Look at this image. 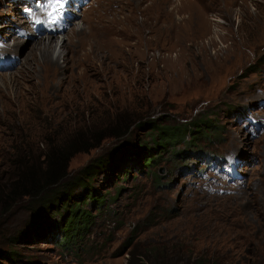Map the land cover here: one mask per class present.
I'll use <instances>...</instances> for the list:
<instances>
[{"label": "rangeland", "instance_id": "rangeland-1", "mask_svg": "<svg viewBox=\"0 0 264 264\" xmlns=\"http://www.w3.org/2000/svg\"><path fill=\"white\" fill-rule=\"evenodd\" d=\"M65 1L62 12L67 15L87 0ZM116 1L91 0L59 31L53 24L60 20L44 4L30 18L26 12L36 0H0V58L3 64H14L8 69L0 64V78H19L27 66L35 67L30 51L44 39L59 44V56L62 44L81 41L79 29L84 36L101 23L109 27L124 18ZM142 1L122 0L132 16V37L103 30L125 37L128 46L116 52L113 63L98 66L101 77L92 80L82 97L74 96L70 87H46L37 66L35 91L21 94L17 104L5 93L12 95L18 82L3 85L0 80V103L5 110L14 108L0 117V187L16 170L9 163L22 158L45 168V143L67 146L77 131L85 134V143L68 165L69 178L117 145L154 147L152 121L193 130L199 128L194 123L207 121L212 132L208 138L196 134L199 138L191 144L166 148L151 168L140 164L128 176L123 170L100 171L92 186L106 195V202L100 210L86 200L83 206L95 215L94 223L71 248L59 245L62 234L54 228H41L42 235L33 229L40 222L38 213L49 221L59 216L28 207V199L5 207L0 198V264H127L132 241L138 251L159 242L165 253L186 249L189 254L196 247L206 249L212 239L234 264H264V0H239L232 14L226 13L228 0H196L210 18L204 36L198 29L189 33L186 25H195L194 12L185 19L188 13L175 4L182 19L175 46L168 35L160 42L155 28L145 33L142 21L156 20L157 2ZM49 29L55 34L38 38L35 33ZM7 45L18 46L8 50ZM144 155L139 154L141 163ZM81 192L78 187L74 193ZM23 233L29 234L22 238ZM11 251L17 254L15 261L8 258Z\"/></svg>", "mask_w": 264, "mask_h": 264}, {"label": "trees", "instance_id": "trees-1", "mask_svg": "<svg viewBox=\"0 0 264 264\" xmlns=\"http://www.w3.org/2000/svg\"><path fill=\"white\" fill-rule=\"evenodd\" d=\"M149 124L152 130L151 134H155L152 137L155 143L154 147H147L145 143L117 145L107 157L95 158L74 178L68 176V165L74 155L82 150L79 148L83 147L85 143L83 139L85 134L81 131L74 132L72 141L67 146L65 143L59 145L53 141L46 142L45 168L33 160L27 161L22 158L19 162L9 163V167L16 170L7 174L4 186L0 187L1 202L5 207H8L9 203L10 205L18 204L20 201L28 199V207H33V209L42 207L45 212L59 216L57 221H49L48 217L40 219L38 213L40 222L33 229L38 231V235H42L43 232L39 233L40 231H46L48 227L54 228L57 235L62 234L59 238V245L71 248L89 232V228L94 223L95 215L83 206L86 204V200H93L94 205H97L100 210L106 202V195L98 194L92 186V180L100 171L104 170L115 174L118 170H123L124 176H128L130 171L136 169L140 164L151 168L159 163L161 155L158 154L164 152L166 148L175 147L178 142L191 144L199 138L196 134L199 133L208 138L212 132V126L207 121L194 123L196 127H199L197 130H193L188 125H158L154 121ZM189 133L194 135L191 139L188 138ZM154 150L160 151L154 154ZM141 152L145 154L143 163L139 161ZM78 187L82 188V192L76 196L74 192ZM28 234L23 233L22 238ZM160 245L157 242L138 251L137 244L132 241L129 245L130 255L127 264H234L232 256H228L219 249V243L216 240L214 246L213 239L206 249H196L198 248L196 247L189 254L185 252L186 249L183 253L172 254L167 251L165 253L161 251ZM181 247L185 248L184 245ZM14 255H17L16 252L11 251L8 256L9 260L15 261Z\"/></svg>", "mask_w": 264, "mask_h": 264}, {"label": "bare ground", "instance_id": "bare-ground-1", "mask_svg": "<svg viewBox=\"0 0 264 264\" xmlns=\"http://www.w3.org/2000/svg\"><path fill=\"white\" fill-rule=\"evenodd\" d=\"M138 1L139 4L142 5L143 1ZM183 1L184 0H156L157 3L154 11L157 15V17H155L156 20L151 24L150 20L142 21V25L147 27L144 28V30L147 29L145 33L155 28V31H157L156 33H158L160 36H158V40L161 39L160 42L168 35L169 39L172 41L171 46L177 45V43H179L181 40L179 38V32L180 22L182 19L178 9H175L174 7L175 4L182 6L185 13H188V15H185V19L190 20L191 15L194 12L195 18L197 20L193 26H191V24L186 25L188 27L187 30H189V33L192 34V30L194 31V29H198L200 36H204L206 32L208 33L210 31V18L205 16L203 9L200 8L201 6H197L196 3L198 2L196 0H191L192 2L188 4L183 3ZM121 2L122 0L116 1V5L119 6L121 13L124 12L126 14L124 18L114 19L111 26L109 27L101 23L100 25H97L94 30L85 34L84 36H81L79 29L78 37H80L81 41L73 43V45L71 43H68L67 45L62 44V51L60 52L59 56L56 55V46L59 44H55L53 39H44L43 42L32 47L30 51L32 53V60L37 67L41 68V72H43L44 75V84L46 87H53L55 85L56 89L61 87H70L74 96L82 97L83 93H86L87 89L92 86V80L94 78L96 79L101 77V70L98 68V66L104 63H113L115 61L116 52H121L128 46L125 43V37H114V34H108L103 30L105 28H112V30L114 29L113 31H115L113 33L129 32L130 37L133 35L132 29L129 28L131 14L127 15V11H125L127 6L125 5V7L124 3ZM238 2L239 0H228L226 13L228 12L232 14L235 11L233 7L236 6ZM119 8L117 7V9ZM144 9L145 5L143 6V10ZM163 15L168 18L166 20H159V18ZM53 34H55L53 29H49L47 31L43 30L37 34V37L41 38L46 35ZM17 46L18 45H7L4 48L10 50L11 48L13 49V47ZM65 51L68 53L70 52V55L67 56ZM62 52L64 54L63 56H61ZM61 57L63 60H60ZM24 59L25 58L23 57L21 60L23 61ZM17 60L18 63L22 62L19 61V59ZM7 66L9 65H2L4 68ZM12 66H14V64ZM36 66L33 67V64L27 66L24 70V74H22L19 78L15 76H4L2 79L0 78L3 85H6V83H9V81L10 84H13V86L15 82H18L19 84V87L13 92L12 95H10L12 92L10 94L5 93V97L9 99L11 103L17 104L19 102V98H22L20 96L21 94L28 95L30 92L35 91L33 88V80L38 76ZM75 67L80 70V73L77 74ZM10 109L14 111V108ZM10 109L5 110V107L1 101L0 117L6 112H10Z\"/></svg>", "mask_w": 264, "mask_h": 264}, {"label": "clouds", "instance_id": "clouds-1", "mask_svg": "<svg viewBox=\"0 0 264 264\" xmlns=\"http://www.w3.org/2000/svg\"><path fill=\"white\" fill-rule=\"evenodd\" d=\"M90 1H91V0H90ZM90 1H89V2H90ZM89 2H88V3H89ZM88 3H84V4H82V5H78V4H77V5H76L77 7L73 8L72 10L75 9L74 12L76 13V12H78V11L81 9V6H86ZM74 12L71 13L70 10H69L68 13L70 14L71 17L65 18V21L62 22V25H60V26L57 25V26H55V28H60L59 31H65V30L69 27V24L74 20V17H75V15H74L75 13H74ZM28 16H29V15H28ZM65 16H66V15H65ZM29 17H30V16H29ZM21 31H23V30H21ZM59 31H58V32H59ZM22 33L24 34V31H23ZM35 33L37 34V33H39V32L35 30ZM23 34H21V32L18 33L19 36H20V35H23Z\"/></svg>", "mask_w": 264, "mask_h": 264}, {"label": "snow or ice", "instance_id": "snow-or-ice-1", "mask_svg": "<svg viewBox=\"0 0 264 264\" xmlns=\"http://www.w3.org/2000/svg\"><path fill=\"white\" fill-rule=\"evenodd\" d=\"M57 2H58V3H60V2H61V0H57Z\"/></svg>", "mask_w": 264, "mask_h": 264}]
</instances>
